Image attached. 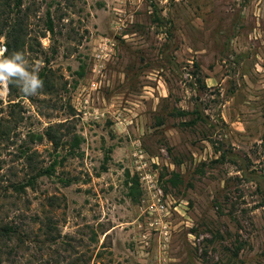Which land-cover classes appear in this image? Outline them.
I'll return each mask as SVG.
<instances>
[{"label": "rangeland", "instance_id": "1", "mask_svg": "<svg viewBox=\"0 0 264 264\" xmlns=\"http://www.w3.org/2000/svg\"><path fill=\"white\" fill-rule=\"evenodd\" d=\"M23 1L55 82L0 99V178L56 169L3 199L2 264H264V0Z\"/></svg>", "mask_w": 264, "mask_h": 264}, {"label": "trees", "instance_id": "2", "mask_svg": "<svg viewBox=\"0 0 264 264\" xmlns=\"http://www.w3.org/2000/svg\"><path fill=\"white\" fill-rule=\"evenodd\" d=\"M30 8L26 7L23 0H0V37L5 36L6 45L8 48V52L5 54L6 56H10L14 51H21L26 56L27 46L31 43L29 40L31 39L29 32V22L31 19ZM46 31H50L52 35H55V24L50 16V12L48 15V19L46 21ZM46 36V33L44 34ZM41 45L40 41L38 42ZM49 61V60H48ZM53 70L45 68L39 72V77L44 82V87L38 91L40 94L49 93V87L52 83L55 82V79L52 77ZM10 95L12 94H20V96H30L23 94L20 89L15 84H10ZM18 106V103H10L9 107L12 108L10 115L13 116V108ZM10 119H1L0 120V140L2 139H10ZM60 125L50 126L46 132L45 136H47L51 141H53L55 145L56 151L61 147L62 138L56 136V132ZM31 139L35 140V136H30ZM36 152H31L29 147H24L21 149L20 158L25 159L26 165L30 171L28 178L25 180L19 181H9L8 185H4L2 183V179L0 178V211L4 208L2 206L3 199H8L12 194H17L18 198L21 199L23 195L27 194V190L30 188L32 190L37 189L38 181L41 177L52 174L56 169V165H52L49 168L39 167L35 163ZM16 196V197H17ZM12 197H15L14 195ZM56 198L50 197V202H55ZM38 216V215H37ZM48 222H45L39 216L34 218V221H38L43 223V225L48 228L42 232V234H47L50 237L48 238L50 241H57L55 232V224L53 218L48 216ZM20 221V222H19ZM22 218L20 220L9 219V217L0 216V264H2V257L5 254L12 255L14 253V248L10 250V243L13 241H19L21 243H25L27 241V237L29 234L26 231ZM38 235H41L38 233ZM9 247V250H7Z\"/></svg>", "mask_w": 264, "mask_h": 264}, {"label": "clouds", "instance_id": "3", "mask_svg": "<svg viewBox=\"0 0 264 264\" xmlns=\"http://www.w3.org/2000/svg\"><path fill=\"white\" fill-rule=\"evenodd\" d=\"M8 48L0 39V99L10 93V84H15L25 95H36L44 87L38 73L39 65H32L21 51H14L10 56L5 54Z\"/></svg>", "mask_w": 264, "mask_h": 264}, {"label": "built area", "instance_id": "4", "mask_svg": "<svg viewBox=\"0 0 264 264\" xmlns=\"http://www.w3.org/2000/svg\"><path fill=\"white\" fill-rule=\"evenodd\" d=\"M157 209L160 211V212H162V213H168V211H169V209H168V207H167V204H165V203H162L161 205H159L158 207H157Z\"/></svg>", "mask_w": 264, "mask_h": 264}]
</instances>
